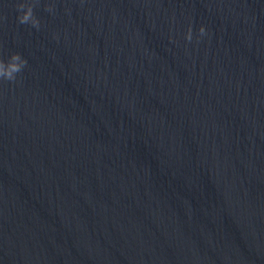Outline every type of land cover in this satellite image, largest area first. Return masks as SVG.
Here are the masks:
<instances>
[{"label": "water", "instance_id": "95a60500", "mask_svg": "<svg viewBox=\"0 0 264 264\" xmlns=\"http://www.w3.org/2000/svg\"><path fill=\"white\" fill-rule=\"evenodd\" d=\"M0 264H264V0H0Z\"/></svg>", "mask_w": 264, "mask_h": 264}]
</instances>
